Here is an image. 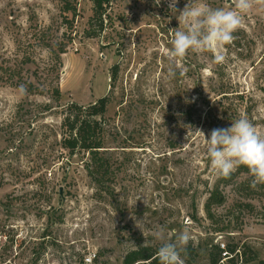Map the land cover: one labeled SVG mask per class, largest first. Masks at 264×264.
<instances>
[{
    "label": "rangeland",
    "instance_id": "1",
    "mask_svg": "<svg viewBox=\"0 0 264 264\" xmlns=\"http://www.w3.org/2000/svg\"><path fill=\"white\" fill-rule=\"evenodd\" d=\"M207 3L234 9V0ZM76 5L74 18L61 0H0V264H86L93 252L90 264H127L131 250L159 248L157 226L172 239L188 229L184 264H211L220 240L264 261V184L253 188L243 166L218 175L197 132L210 138L243 116L264 135V3L244 15L223 63L190 51L175 78L168 50L179 11L167 0H113L109 27L94 37L93 1ZM29 82L43 93L21 96ZM103 96L117 174L106 187L88 175L83 154L69 157L60 144L64 105ZM216 186L224 200L210 217Z\"/></svg>",
    "mask_w": 264,
    "mask_h": 264
},
{
    "label": "clouds",
    "instance_id": "2",
    "mask_svg": "<svg viewBox=\"0 0 264 264\" xmlns=\"http://www.w3.org/2000/svg\"><path fill=\"white\" fill-rule=\"evenodd\" d=\"M178 2L179 0H167L170 12L179 11L176 16L179 27L173 33L171 48L168 50L171 62L169 78L176 77V62L185 58L190 51L214 53V62L223 63L224 46L233 41V33L242 26L244 15L254 4L264 3V0H234L232 10L213 8L207 0H187L185 7L178 10ZM160 4L161 0H154L155 6ZM18 93L26 95L27 88L19 85ZM197 132L204 136L211 168L218 175L230 177L243 166L248 169L253 188L264 184V135L258 133L248 118L241 116L228 128L211 130L210 138H206L200 130ZM152 234L160 242L156 253L160 264H184L181 253L186 250L191 239L187 228L175 232L174 239L170 238L164 226H157Z\"/></svg>",
    "mask_w": 264,
    "mask_h": 264
},
{
    "label": "trees",
    "instance_id": "3",
    "mask_svg": "<svg viewBox=\"0 0 264 264\" xmlns=\"http://www.w3.org/2000/svg\"><path fill=\"white\" fill-rule=\"evenodd\" d=\"M63 3V10L72 12L73 17L77 15L76 0H61ZM94 3V13L91 18V23L95 21L98 24V29L90 28L87 31V35L90 37L98 36L103 33L109 26L108 21L112 20L113 0H92ZM107 21V22H106ZM94 26V24H93ZM61 52H65L64 49ZM117 65L113 66V78L117 75ZM27 93H43L39 87L33 82H29L25 85ZM52 97L55 101H60L62 98V92L59 86H55L52 91ZM110 97L103 96L94 101L93 103L84 106L77 102H70L64 105L62 110V122H61V139L60 144L62 148L67 151L69 157L83 154L85 159V168L91 179L96 182L100 187L109 186L110 182L116 179V168L113 163L112 156L108 155L106 149V126L108 125V119L106 117L108 103ZM47 109L52 108L51 104L45 105ZM177 144L173 142L172 147ZM232 175L230 176V178ZM218 186L210 192V196L207 199L205 208L207 214L213 217L211 211L213 204H221L224 200L221 193L218 192ZM231 250H235L237 244H229ZM213 248L215 252H211V264H218L220 259L219 246L215 245ZM218 250V251H217ZM157 250L150 249L148 247H140L138 249L131 250L125 257V263L134 264L136 261L144 259L150 260L151 264H160V261L156 255ZM245 255V263L250 261H257L258 264H264L263 260H257L258 256L248 258L247 252H242ZM190 264V263H189Z\"/></svg>",
    "mask_w": 264,
    "mask_h": 264
},
{
    "label": "built area",
    "instance_id": "4",
    "mask_svg": "<svg viewBox=\"0 0 264 264\" xmlns=\"http://www.w3.org/2000/svg\"><path fill=\"white\" fill-rule=\"evenodd\" d=\"M219 250H220V259L218 264H242L244 262V256L241 251V248L238 246L235 250H231L229 244L225 241H218ZM97 254L95 252L90 253L85 257V263L90 264L93 263L96 259ZM149 260H143L140 262H136L135 264H148Z\"/></svg>",
    "mask_w": 264,
    "mask_h": 264
}]
</instances>
